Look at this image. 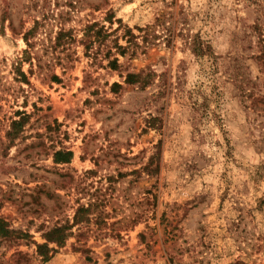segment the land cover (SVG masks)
Returning <instances> with one entry per match:
<instances>
[{
    "label": "rangeland",
    "instance_id": "1",
    "mask_svg": "<svg viewBox=\"0 0 264 264\" xmlns=\"http://www.w3.org/2000/svg\"><path fill=\"white\" fill-rule=\"evenodd\" d=\"M0 219V264H264V0H0Z\"/></svg>",
    "mask_w": 264,
    "mask_h": 264
},
{
    "label": "trees",
    "instance_id": "2",
    "mask_svg": "<svg viewBox=\"0 0 264 264\" xmlns=\"http://www.w3.org/2000/svg\"><path fill=\"white\" fill-rule=\"evenodd\" d=\"M116 47L119 48V49H122L123 48L120 45H117ZM201 47L202 46L200 45V49H202ZM108 64L114 66L116 64V58L111 59L108 62ZM139 78H140V75L139 74L136 75V74H133V73H128V74H126L125 80H126V82L133 83V82L139 81ZM66 156L67 157L70 156V152H68V151H64V152L58 151V152H56L54 154V159L66 161L68 159V158H66ZM58 157H62V158H58ZM151 158H153V157H151ZM152 164H153V162L150 159V162L148 163V165H151L152 166ZM148 165H147V167H148V169H149L150 172L151 171L156 172L158 170V164L156 162L154 163V165L152 166V168H149ZM52 231H54V230L53 229L50 230L47 233V235H49L50 232H52ZM12 232H13V230L8 229L6 223L0 219V236L5 237V236H8ZM46 239L48 241H55V240H52L51 238H49L48 236H47ZM47 249L48 248H47V245L45 243L37 244L36 245V253L39 254L40 256H42L44 259L45 258H48V256H49L46 253V251H44V250H47ZM50 250H52V249L50 248Z\"/></svg>",
    "mask_w": 264,
    "mask_h": 264
}]
</instances>
